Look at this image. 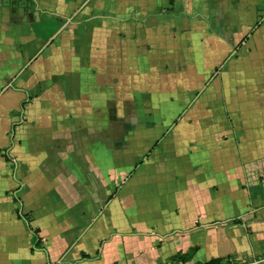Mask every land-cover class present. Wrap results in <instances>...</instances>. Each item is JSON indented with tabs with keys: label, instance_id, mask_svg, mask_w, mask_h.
<instances>
[{
	"label": "crops",
	"instance_id": "obj_1",
	"mask_svg": "<svg viewBox=\"0 0 264 264\" xmlns=\"http://www.w3.org/2000/svg\"><path fill=\"white\" fill-rule=\"evenodd\" d=\"M31 1L0 0V264L264 259V3Z\"/></svg>",
	"mask_w": 264,
	"mask_h": 264
},
{
	"label": "rangeland",
	"instance_id": "obj_2",
	"mask_svg": "<svg viewBox=\"0 0 264 264\" xmlns=\"http://www.w3.org/2000/svg\"><path fill=\"white\" fill-rule=\"evenodd\" d=\"M259 2H260V4H263L264 3V0H258ZM210 7V6H209ZM250 7V5L248 4V8ZM241 9H244V7H242L241 6ZM251 9L252 8H250L248 11H250V12H252L251 11ZM264 6H262V8L259 10V11H255V16H258L259 15V19H260V17H262L264 14ZM239 12H241V11H239ZM49 28H51V27H49ZM48 28V29H49ZM47 29V30H48ZM52 29H53V27H52ZM52 31L53 30H51V31H48V33L50 34V33H52ZM28 33H25L24 34V36L30 41V44L32 45V50H35L38 46H40L41 45V42L42 43H45V41H47L48 40V35L47 34H45V35H43V36H41V37H36V36H38V34H36V30H34L33 28H29V31H27ZM47 33V32H46ZM212 32H210V34H211ZM40 35V34H39ZM40 38L42 39V40H40ZM21 45H22V43H21V41H17V43H15V49L17 50V51H19L20 49H21ZM216 48L221 52L222 51V45L220 44V45H218V46H216ZM226 56H228L227 54L223 57V59L226 57ZM220 59V53H214V54H212L211 56H209L205 61V64H203V68H205L207 65H208V67H210L209 65L210 64H213V66L212 67H214L215 66V63L216 62H214L215 61V59ZM220 65H222V63H220ZM131 66H132V62H128V64H127V66H125V68H124V72H125V75L124 76H121L120 75V79L118 78V75H117V78H116V81H118L119 83H120V85H122V87H123V89L125 90V93H126V100H125V109L126 108H130V107H132V105H137V103L138 102H140L141 104H146V106L148 105V100H147V96H148V93L146 92V91H142V93H139L138 92V90L137 89H139V88H145V87H143L142 85H140V83H138V78H137V76H136V74H134V72H133V70L131 69ZM207 68V67H206ZM217 68V67H216ZM201 69L202 68H196V69H194V70H197V71H199V72H202L201 71ZM210 69V68H209ZM209 69H205V71H207V70H209ZM210 71V72H209ZM209 71H207L208 73H207V76L213 71V70H209ZM215 73H218V70L217 69H215ZM186 72H187V70H185V73L181 70V75H180V77H181V79H182V76L183 75H187L186 74ZM213 73H214V71H213ZM160 76H162V75H160ZM188 76H191V78H193V79H198L199 78V76L198 75H196L194 72H191ZM187 76V77H188ZM206 76V77H207ZM211 76V75H210ZM122 81H124L125 83H123ZM183 80H181V82H182ZM6 82H7V80H6ZM187 86H188V83H187ZM197 88L198 87H195V88H193L192 90H197ZM135 89V90H134ZM179 89H180V87H178V86H174V88H173V90L172 91H174V93H175V95H174V97H175V99L176 100H174V103H175V105H177L178 106V109L179 108H182V106H185L184 104H186V102H187V100H182V102H180L179 100H181V98H180V95H181V93H183L184 91L182 90L181 91V93H180V91H179ZM181 90V89H180ZM195 104H196V102L193 104V108H195ZM137 107V106H136ZM148 108V107H147ZM126 111V110H125ZM123 114H124V112H123ZM125 117H128V118H130V116L129 115H126V113L123 115V116H119V117H116L114 120L112 119L111 120V128L112 127H116V125H117V123L116 122H118V121H124V119H125ZM132 119H135L134 117H132V118H130L129 120H132ZM190 121H191V123L193 124V121H195V120H198V117H196L195 116V118H192V117H190V119H189ZM104 124H105V122H104ZM135 125V124H134ZM107 127V126H106ZM110 131H111V133H110ZM103 133H105L106 135L105 136H108L109 134H110V136H111V134H112V129H109V134L107 133V131H103ZM5 149L6 148H3V149H0V160H1V162H0V171L2 172V175H4L5 174V176L6 175H8V171H7V169H8V167L9 166H11V164H12V162L11 161H6V160H4L3 159V152L5 151ZM8 152V151H7ZM9 155L10 156H12V157H14L15 155H13V152L12 151H10L9 150ZM13 172H15V171H13ZM14 174V173H13ZM16 174V173H15ZM5 178V177H4ZM12 192L13 191H11V189H9V190H7L5 193L6 194H8V195H10V193L12 194ZM2 203H3V206L5 205V204H9L7 201H2ZM17 205V202H15V204H13V206H16ZM14 211H15V209H13Z\"/></svg>",
	"mask_w": 264,
	"mask_h": 264
},
{
	"label": "trees",
	"instance_id": "obj_3",
	"mask_svg": "<svg viewBox=\"0 0 264 264\" xmlns=\"http://www.w3.org/2000/svg\"><path fill=\"white\" fill-rule=\"evenodd\" d=\"M6 1H7V0H6ZM19 1L22 2L23 4H24V3H25V4H29V3L32 2L31 0H19ZM3 156H4L5 160H11V156L8 154V152L6 151V149H5V151L3 152ZM17 199H19V198H18V197L16 196V194H15L14 200H17ZM18 217L22 218L23 221H24V222L26 223V225L28 226V228L31 230L32 235H31L30 240H31L32 242L35 243V242H36V239H37V234H36V230H35V229H32L29 219H28V218L25 216V214H23L22 212H19V213H18ZM218 262H219V259L216 260V259H214V258H211V259H209L207 262H205L204 264H217Z\"/></svg>",
	"mask_w": 264,
	"mask_h": 264
},
{
	"label": "water",
	"instance_id": "obj_4",
	"mask_svg": "<svg viewBox=\"0 0 264 264\" xmlns=\"http://www.w3.org/2000/svg\"><path fill=\"white\" fill-rule=\"evenodd\" d=\"M20 3V1L19 0H8V7H10V12L12 13V16H14V17H17L18 19H20V20H23V15L22 14H19L18 12H17V10H18V7H17V5ZM54 34V33H53ZM51 36H53V35H51ZM51 36L48 38V41H49V39L51 38ZM261 264H264V259L263 260H261Z\"/></svg>",
	"mask_w": 264,
	"mask_h": 264
},
{
	"label": "built area",
	"instance_id": "obj_5",
	"mask_svg": "<svg viewBox=\"0 0 264 264\" xmlns=\"http://www.w3.org/2000/svg\"><path fill=\"white\" fill-rule=\"evenodd\" d=\"M263 258H254L252 259V261H248V260H232L226 264H261V260Z\"/></svg>",
	"mask_w": 264,
	"mask_h": 264
},
{
	"label": "flooded vegetation",
	"instance_id": "obj_6",
	"mask_svg": "<svg viewBox=\"0 0 264 264\" xmlns=\"http://www.w3.org/2000/svg\"><path fill=\"white\" fill-rule=\"evenodd\" d=\"M10 8V7H9Z\"/></svg>",
	"mask_w": 264,
	"mask_h": 264
}]
</instances>
